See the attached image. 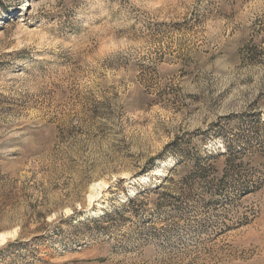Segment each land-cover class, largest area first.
I'll return each mask as SVG.
<instances>
[{"label":"rangeland","instance_id":"rangeland-1","mask_svg":"<svg viewBox=\"0 0 264 264\" xmlns=\"http://www.w3.org/2000/svg\"><path fill=\"white\" fill-rule=\"evenodd\" d=\"M1 236L0 264H264V0H0Z\"/></svg>","mask_w":264,"mask_h":264},{"label":"trees","instance_id":"trees-1","mask_svg":"<svg viewBox=\"0 0 264 264\" xmlns=\"http://www.w3.org/2000/svg\"><path fill=\"white\" fill-rule=\"evenodd\" d=\"M191 163H192L191 165H192L193 169L198 170V169L200 168L197 162H191ZM186 169H187L186 171H188V168H186ZM155 193H156V195H157V193H158L159 195L164 194V193H162V192H160V191L155 192ZM139 198H140V195H138V196H134L132 199H128V200H127L128 205H129V206L134 205L135 203L138 202ZM126 208H127V207H126Z\"/></svg>","mask_w":264,"mask_h":264},{"label":"bare ground","instance_id":"bare-ground-1","mask_svg":"<svg viewBox=\"0 0 264 264\" xmlns=\"http://www.w3.org/2000/svg\"><path fill=\"white\" fill-rule=\"evenodd\" d=\"M4 240H5V236H1L0 237V242H4Z\"/></svg>","mask_w":264,"mask_h":264}]
</instances>
